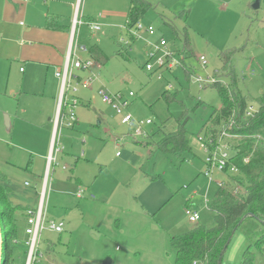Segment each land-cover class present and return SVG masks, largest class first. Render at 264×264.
<instances>
[{"label":"rangeland","instance_id":"374dc122","mask_svg":"<svg viewBox=\"0 0 264 264\" xmlns=\"http://www.w3.org/2000/svg\"><path fill=\"white\" fill-rule=\"evenodd\" d=\"M16 1L27 4L23 0L13 3ZM52 1L48 0L44 10L37 3L34 16L52 13ZM144 1L152 7L140 23L155 30L144 39L153 45L165 39L185 55V67L166 74L163 81L145 71L147 43L130 37L126 28L130 0L80 1L78 10L85 25L79 28L78 41L87 49L98 48L108 60L100 70H74L76 76L92 81L86 88L77 86L79 93L70 95L79 99L74 112L79 125L61 131L59 144L65 155L58 156L57 165L50 167L42 206L47 219L62 220L65 227L60 234L42 232L38 244L42 257L37 264H104L105 260L109 264H174L173 237L214 225L210 201L217 191L215 181L222 176L213 173L210 184L203 178L206 168L197 134L211 128V114L221 107V99L216 89H202L192 77L206 79L218 73L225 85L234 77L238 91L257 109V99L264 93V0H258L256 9V0ZM67 2L69 5L58 4L52 14L63 22L72 17V24L77 0ZM89 20H95L100 31L93 33ZM184 36L192 56L183 52ZM80 56L91 58L89 53ZM200 56L206 59L205 68L198 63ZM18 68V64L0 65V163L19 155L14 148L23 141L19 133L32 132L25 123L14 130L6 126L7 118L18 109L11 94L17 85L12 81L19 80ZM41 78L43 81L44 72ZM168 83L173 100L166 102L161 95ZM100 91L127 99L132 126L121 124L113 107L102 103ZM147 120L151 125H145ZM180 120L185 121L191 150L181 154L158 151L156 141L175 130ZM28 157L23 156L22 166ZM42 166L44 180L47 158ZM67 176L71 180L58 188L55 184L61 182L57 179ZM75 178L81 183L83 200L74 196ZM192 196V207L200 217L196 223L185 215ZM253 242L235 234L221 264H240L242 253ZM251 251L253 264H264V255L255 247Z\"/></svg>","mask_w":264,"mask_h":264},{"label":"trees","instance_id":"16d2710c","mask_svg":"<svg viewBox=\"0 0 264 264\" xmlns=\"http://www.w3.org/2000/svg\"><path fill=\"white\" fill-rule=\"evenodd\" d=\"M151 7V4L144 0H130L126 28L129 29L139 22ZM53 22L54 18L47 16V25L50 26ZM183 52L192 56L190 42L186 36L183 40ZM88 53L100 64L108 60L98 48H90ZM187 69L185 73L188 75L190 70ZM231 79L228 85L217 82L204 86L203 89H216L221 99V107L213 110L211 114L213 130L234 120L236 126L232 132L243 136L239 144L235 145L232 158V163L237 165L239 171L236 175L226 178L223 187L217 189L210 201L214 225L210 228L198 226L172 238L171 246L175 250L174 264H221L234 235L238 232L247 240L254 241L242 253L240 264H253L252 247L264 255V93L257 99V112L254 116L238 125L249 105V98L238 91L235 78ZM161 98L167 102L173 96L169 94V90H165ZM186 134L185 121L180 120L175 130L156 141L155 147L164 154L190 151ZM244 157L249 159L246 164L241 163ZM7 195L8 187L0 183V228L4 247L2 261L3 264H24L22 259L26 260V239L22 240L20 237L16 213L24 215L27 209L12 206Z\"/></svg>","mask_w":264,"mask_h":264},{"label":"crops","instance_id":"0c3cea01","mask_svg":"<svg viewBox=\"0 0 264 264\" xmlns=\"http://www.w3.org/2000/svg\"><path fill=\"white\" fill-rule=\"evenodd\" d=\"M14 1L0 0V65L1 63L19 65V80L12 81L14 85L15 83L17 85L11 89L18 109L13 115L10 114L8 128L11 127L14 130L15 127L19 128L21 123H25L32 128V132L26 135L19 133L24 141L14 144L19 155L12 158L11 162L0 163V183L8 187L7 198L12 206L35 209L40 202L39 194L44 182L42 164L44 165L51 148L53 122L60 95V81L55 77V72L63 66L65 61L72 17L63 22L57 14H52L58 4L64 2L65 5H69L70 2L67 0H53L49 7L52 13L46 12L45 16L42 14L40 17L34 16L32 9H39L36 6L37 3L42 5L40 8L47 7L48 0L45 2L32 0L27 4H23L22 1L21 4L17 1L13 3ZM34 2L35 6L30 7ZM22 5L25 6L21 7ZM25 8L27 10H24ZM47 16L54 18L50 26L46 23ZM88 22L96 21L89 20ZM21 65L26 67L23 69ZM41 72H44L43 81ZM63 152L58 155L61 159L65 155ZM30 153H34L36 157L34 158ZM23 156L26 158L29 156L25 166L21 164ZM71 164L74 165V163ZM30 166L32 170H29ZM69 180H71L69 176L64 180L57 179L56 182L61 183L55 185L63 188L64 182ZM52 182L55 181L52 179ZM75 182L77 187L74 196L78 200H83L84 192L80 198L76 196L81 183L76 178ZM194 198L195 196H192L188 201V207L197 212L192 207ZM16 217H18L20 237L25 240L27 238L24 234L25 215L16 213ZM41 257L39 252V258Z\"/></svg>","mask_w":264,"mask_h":264},{"label":"built area","instance_id":"2783aa9c","mask_svg":"<svg viewBox=\"0 0 264 264\" xmlns=\"http://www.w3.org/2000/svg\"><path fill=\"white\" fill-rule=\"evenodd\" d=\"M23 1L28 3L31 0ZM37 1L45 2V0ZM80 1L81 0H77V5L74 10V17L70 28L69 46L64 64L61 68L56 69L55 72V77L60 81V95L53 122V136L51 148L47 157V170L40 193V202L37 208L27 209L24 213L26 223L24 233L27 237L25 241L27 255L24 264H37L39 262L38 244L43 231L60 234L64 230V223L62 221L47 219L43 211V198L47 187V179L49 178L48 174L50 173V167L57 165L58 155L63 152V147L59 144L62 129H73L78 122L74 112L79 105V99L76 97L70 98V95L79 93L77 92V86L81 85L83 88H86L92 81L90 78L83 80L76 76L74 70L90 72L93 68L100 69L101 67L100 64L96 65L97 62L92 58L83 59L80 56L88 53L86 46L78 41L79 28L85 25L83 17L78 10ZM99 17H101V15H99ZM21 25H23V23H21ZM87 25L93 33L100 31V26L97 22H88ZM128 33L130 37L141 39L147 43L145 71L153 72L156 76V80L163 81L165 80L164 77L166 74H170L179 67L183 68L185 55L175 48L170 47L165 39H160L159 43L156 45L150 44L144 39V36H153L155 34V30L151 25H143L139 21L128 29ZM198 63L202 68H205L207 65L206 59L203 56L199 57ZM217 75L218 73H215V77H207L206 79L192 77V80L203 89L204 86L220 82ZM167 88L170 90L172 86L168 83ZM99 94L102 103L112 106L115 114L120 116L121 124L128 126L133 125L131 115L126 113V108L128 106L127 99H124L121 95L110 97L103 91H100ZM131 97L132 94L129 95V98ZM256 112L257 109L248 105L238 125L251 119ZM150 124V120L145 122V125ZM235 126V121L230 120L229 123H223L221 127L215 128V130H213L214 128L212 127L207 128L197 136L199 151L202 154V160L206 168L203 173L204 178H206L210 184L214 182L212 179L213 173L222 176V179L215 181L217 189L223 187L228 176L236 175L239 171L237 165L232 163V158L235 153V145L239 144L243 136L232 132ZM136 134L141 136L142 132L137 130ZM143 135H145V133ZM248 161L249 159L244 157L241 163L246 164ZM82 192V188H79L76 196L80 198ZM204 204L206 206V199H204ZM185 215L190 223H196L200 218L199 214L190 207H186Z\"/></svg>","mask_w":264,"mask_h":264},{"label":"water","instance_id":"95a60500","mask_svg":"<svg viewBox=\"0 0 264 264\" xmlns=\"http://www.w3.org/2000/svg\"><path fill=\"white\" fill-rule=\"evenodd\" d=\"M255 9L258 8V0H256L255 5L253 6ZM8 122L9 119L7 118L6 120V126L8 127ZM3 251H4V247H3V241L1 239V228H0V264H3L2 258H3ZM110 260H105L104 264H109Z\"/></svg>","mask_w":264,"mask_h":264}]
</instances>
